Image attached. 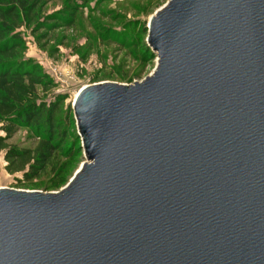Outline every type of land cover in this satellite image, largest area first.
Instances as JSON below:
<instances>
[{
  "label": "water",
  "instance_id": "obj_1",
  "mask_svg": "<svg viewBox=\"0 0 264 264\" xmlns=\"http://www.w3.org/2000/svg\"><path fill=\"white\" fill-rule=\"evenodd\" d=\"M153 74L87 86L58 193L0 189V264H264V0H169Z\"/></svg>",
  "mask_w": 264,
  "mask_h": 264
},
{
  "label": "rangeland",
  "instance_id": "obj_2",
  "mask_svg": "<svg viewBox=\"0 0 264 264\" xmlns=\"http://www.w3.org/2000/svg\"><path fill=\"white\" fill-rule=\"evenodd\" d=\"M169 0H46L41 16L59 15L66 8L76 10L73 23L54 24L50 32L19 30L23 39L25 59L37 64L54 86L42 99L52 103L61 99L58 119L66 126V141L56 158V171L51 167L41 177L24 181L22 174L9 175L5 169L4 152L0 151V189L25 192L58 193L67 186L85 161L73 103L78 92L87 86L114 83L133 85L151 76L157 67V56L148 46V24ZM83 6V7H81ZM61 16V15H60ZM4 133L0 130V137ZM38 139L27 128L17 129L6 144L33 148ZM72 153L67 154L70 149ZM62 170L60 187L54 180Z\"/></svg>",
  "mask_w": 264,
  "mask_h": 264
},
{
  "label": "trees",
  "instance_id": "obj_3",
  "mask_svg": "<svg viewBox=\"0 0 264 264\" xmlns=\"http://www.w3.org/2000/svg\"><path fill=\"white\" fill-rule=\"evenodd\" d=\"M46 0H0V151L4 152L9 175L22 174L24 181L44 175L48 168L56 171L57 155L66 141V126L58 119L62 100L47 104L44 94L54 84L43 70L23 56L24 45L20 29L50 32L56 23L71 25L75 8H66L55 16H41ZM86 5L92 0H81ZM83 7V6H81ZM61 15V16H60ZM27 128L38 139L33 148H19L6 144L17 129ZM70 149V148H69ZM73 151L70 149L67 154ZM62 170L56 174L54 188L63 183Z\"/></svg>",
  "mask_w": 264,
  "mask_h": 264
}]
</instances>
